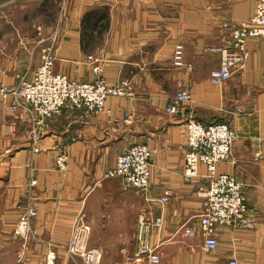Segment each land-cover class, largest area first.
<instances>
[{
	"label": "crops",
	"instance_id": "obj_1",
	"mask_svg": "<svg viewBox=\"0 0 264 264\" xmlns=\"http://www.w3.org/2000/svg\"><path fill=\"white\" fill-rule=\"evenodd\" d=\"M64 3V21L44 22L37 29L57 31L54 69L91 81L92 56L102 63L108 82L128 79L133 94L108 95L105 111L96 115L65 107L49 120L37 151L25 112L10 110L0 99V264H87L65 249L79 216L91 225L87 245L100 251L99 264H120L135 249L142 212L162 216L152 236L160 259L142 264H228L230 258L264 264V37L247 39L249 56L220 85L209 78L220 53L208 50L230 42L231 29L254 13L255 0ZM17 30L0 25V82L9 85L32 75L42 43L29 26L22 35ZM176 42L183 43L189 66L173 64ZM181 87L193 101L167 111L169 98ZM236 107L242 111L231 112ZM189 110L204 123L225 122L236 131L229 156L217 162L216 170L234 176L253 208L250 224L229 220L218 226L211 251L204 248L197 225L204 208L196 195L199 178L182 176ZM137 143L152 152L149 200L119 178L105 176L117 155ZM60 149L68 153L64 170L54 163ZM199 171L205 174L204 166ZM33 176L37 183L29 192ZM166 187L174 192L161 207L157 199ZM27 202L37 214L24 239L13 230ZM185 225L195 227L196 234L188 235Z\"/></svg>",
	"mask_w": 264,
	"mask_h": 264
},
{
	"label": "built area",
	"instance_id": "obj_2",
	"mask_svg": "<svg viewBox=\"0 0 264 264\" xmlns=\"http://www.w3.org/2000/svg\"><path fill=\"white\" fill-rule=\"evenodd\" d=\"M55 35V32L49 34L46 36L49 41L40 45L39 63L30 77H20L16 85L0 82V99L6 102L7 108L25 112L35 151L38 150L37 143L49 120L57 116L63 108L79 111L82 116L96 115L105 111L108 95L133 94L128 79H123L119 83L108 82L103 75L102 63L92 56H88L95 76L91 81H79L54 70ZM259 36L264 37V0H255L254 13L238 22L231 31V40L228 44L208 49L220 53L219 65L209 72L211 83L220 85L228 80L233 71L241 67L249 56L247 39ZM172 61L177 67L189 66L185 63L184 46L181 42H176L173 46ZM192 101L190 91L181 87L169 98L166 110L177 111ZM241 111L242 109L237 107L231 112ZM124 118L130 121V114L126 112ZM185 125L186 146L182 176L186 181L199 178L196 195L203 199L204 208L197 219V225L203 235L204 248L211 251L217 245L215 232L218 226L229 220L242 225L250 224L249 214L253 208L247 204L242 186L234 176L216 170L217 162L229 156L231 144L237 137L236 131L225 122L204 123L195 117L192 110L187 113ZM151 155L150 148L144 143L129 145L117 155L115 165L105 173V176L119 178L126 186L132 187L149 200ZM67 161L68 153L65 149H60L55 155V167L64 170ZM200 166H204L205 174H200ZM36 183V177H31L28 183L29 192ZM173 192L171 187L163 190L157 199L161 207ZM36 214V207L27 202L18 218L14 233L25 239L31 233V218ZM161 225V215L140 213L135 230V249L126 255L120 264L158 262L160 259L158 244L152 242V236L154 230ZM184 229L188 235L196 234V228L193 226L185 225ZM89 232L90 225L85 222L83 216H79L73 225L65 249L68 254L81 256L87 264H99L100 251L87 245ZM48 257L52 258L53 255L48 254ZM228 264L238 263L235 258H230Z\"/></svg>",
	"mask_w": 264,
	"mask_h": 264
},
{
	"label": "rangeland",
	"instance_id": "obj_3",
	"mask_svg": "<svg viewBox=\"0 0 264 264\" xmlns=\"http://www.w3.org/2000/svg\"><path fill=\"white\" fill-rule=\"evenodd\" d=\"M65 1L67 0H0V25L2 23L7 24L10 27V30L19 29L17 31L20 33V35H22L21 33L25 31L23 30V28L25 27L28 28L29 26V28L31 29V32L34 30L33 32L36 34L38 32L41 33L39 35V38H40L39 40L43 39L42 43L40 44V45H43L49 41L48 39H46V36H48L49 33L48 32L46 33L40 29L39 30L37 29L40 28V24H43L44 22L54 24L60 21H64L65 19V15H64L65 3L64 2ZM233 28L231 29V31L233 30ZM54 32L57 34L56 30L51 31V33H54ZM55 38H56V35H55ZM230 40H231V37H230ZM54 41L55 39L53 40V45H54ZM217 46H220V45H217ZM34 47L37 48L38 46H36L35 44ZM212 47H216V46H212ZM54 51H55V47H54ZM39 55H40V48L38 50V63H39ZM28 124H29V121H28ZM85 222L90 225V223L87 222L86 220ZM90 232H91V225H90ZM90 232H89V235H90Z\"/></svg>",
	"mask_w": 264,
	"mask_h": 264
}]
</instances>
